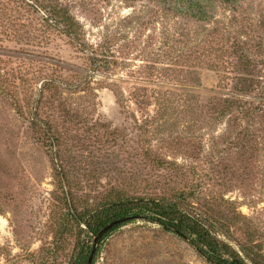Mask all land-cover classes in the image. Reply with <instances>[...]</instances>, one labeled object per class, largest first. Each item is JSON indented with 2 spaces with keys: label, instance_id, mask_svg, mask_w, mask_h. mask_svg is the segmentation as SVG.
Segmentation results:
<instances>
[{
  "label": "rangeland",
  "instance_id": "obj_1",
  "mask_svg": "<svg viewBox=\"0 0 264 264\" xmlns=\"http://www.w3.org/2000/svg\"><path fill=\"white\" fill-rule=\"evenodd\" d=\"M179 194L264 264V0H0V264H84L87 225ZM97 250L94 264H210L141 221Z\"/></svg>",
  "mask_w": 264,
  "mask_h": 264
},
{
  "label": "trees",
  "instance_id": "obj_2",
  "mask_svg": "<svg viewBox=\"0 0 264 264\" xmlns=\"http://www.w3.org/2000/svg\"><path fill=\"white\" fill-rule=\"evenodd\" d=\"M183 1V0H182ZM188 10L196 12V19L205 21L206 16L201 12L197 14V5L188 3ZM49 19H51L55 26L68 38L75 36V25L65 10L55 9L53 7H43ZM124 219V223L119 224L108 232H106L101 239L102 242L110 233L125 225L135 221H141L148 224L158 226L170 232L177 237L187 242L200 256H202L210 264H243L231 252L228 247L219 239L217 229L211 221L199 213L191 205L185 204V198L179 194L173 200H159L135 198L127 199L118 205H115V210L111 214L105 216V219L98 221L93 226L87 225L88 232L96 234L108 223ZM91 248L86 251L82 258L86 264ZM98 255L96 250L93 257L92 264H94L95 257ZM81 260V257L79 261Z\"/></svg>",
  "mask_w": 264,
  "mask_h": 264
},
{
  "label": "water",
  "instance_id": "obj_3",
  "mask_svg": "<svg viewBox=\"0 0 264 264\" xmlns=\"http://www.w3.org/2000/svg\"><path fill=\"white\" fill-rule=\"evenodd\" d=\"M126 220L124 219H120V220H115V221H112L110 223H108L106 226H104L97 234L96 236L94 237L93 239V244H92V247H91V250H90V253H89V256H88V259H87V262L86 264H92V261H93V257L95 255V252L97 250V247L99 245V240L101 239V237L106 233L108 232L110 229H112L113 227L119 225V224H122L124 223Z\"/></svg>",
  "mask_w": 264,
  "mask_h": 264
},
{
  "label": "bare ground",
  "instance_id": "obj_4",
  "mask_svg": "<svg viewBox=\"0 0 264 264\" xmlns=\"http://www.w3.org/2000/svg\"><path fill=\"white\" fill-rule=\"evenodd\" d=\"M6 222L0 219V229H4Z\"/></svg>",
  "mask_w": 264,
  "mask_h": 264
}]
</instances>
